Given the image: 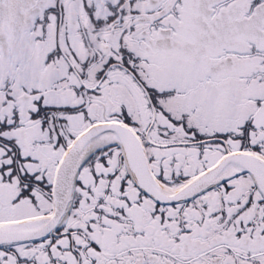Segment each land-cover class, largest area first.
<instances>
[{
	"label": "snow or ice",
	"instance_id": "snow-or-ice-1",
	"mask_svg": "<svg viewBox=\"0 0 264 264\" xmlns=\"http://www.w3.org/2000/svg\"><path fill=\"white\" fill-rule=\"evenodd\" d=\"M0 264H264V0H0Z\"/></svg>",
	"mask_w": 264,
	"mask_h": 264
}]
</instances>
